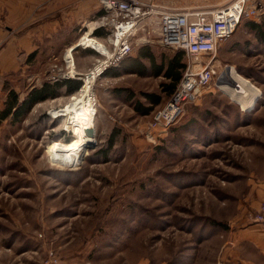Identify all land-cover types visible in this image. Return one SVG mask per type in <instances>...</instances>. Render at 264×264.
I'll list each match as a JSON object with an SVG mask.
<instances>
[{"label": "rangeland", "instance_id": "374dc122", "mask_svg": "<svg viewBox=\"0 0 264 264\" xmlns=\"http://www.w3.org/2000/svg\"><path fill=\"white\" fill-rule=\"evenodd\" d=\"M178 1L209 9L231 0ZM248 3L260 6L259 16L244 18L214 56L219 71L232 66L244 77L223 83L230 95L213 84L202 90L165 131L148 124L169 97L161 86L167 80L151 75L146 59L145 75L133 73L129 56L90 94L84 80L68 78L81 88H62L20 120H0V264H241L226 256L225 239L241 218L254 223L264 186V31L261 38L247 26L263 22L264 0ZM150 49L158 62L177 52ZM42 72L41 80L19 83L20 100L43 82L64 80H52L51 68ZM115 88L133 90L146 105L139 92L162 102L139 115ZM89 95L94 105L87 100L93 108L83 113ZM91 124L94 137L84 134ZM253 247L240 259L264 264Z\"/></svg>", "mask_w": 264, "mask_h": 264}, {"label": "built area", "instance_id": "2783aa9c", "mask_svg": "<svg viewBox=\"0 0 264 264\" xmlns=\"http://www.w3.org/2000/svg\"><path fill=\"white\" fill-rule=\"evenodd\" d=\"M105 13L94 20L92 30L79 37L74 46L65 49L64 69L53 65L50 78H76L96 73L100 77L108 68L118 65L134 50V40L147 44H157L171 51L184 53V68L174 90L164 105L152 114L148 129L165 131L180 117L189 103L196 102L202 90L212 84L216 86L220 74L214 56L220 44L236 30L244 18L259 16L260 6L249 5V0H231L222 6L209 9L186 8L183 10L163 9L143 0H99ZM103 29V39L92 35L94 29ZM99 41V43L97 42ZM74 47L90 48L97 55L96 61L85 72L73 77L71 69ZM57 70L59 73H53ZM82 82V80H81ZM154 131V132H155ZM252 221L264 230V199L252 214Z\"/></svg>", "mask_w": 264, "mask_h": 264}, {"label": "crops", "instance_id": "0c3cea01", "mask_svg": "<svg viewBox=\"0 0 264 264\" xmlns=\"http://www.w3.org/2000/svg\"><path fill=\"white\" fill-rule=\"evenodd\" d=\"M143 1L163 9H199L181 6L182 3L178 0ZM104 13L99 0H0V92L9 85L15 91L20 90L19 83L25 78L32 81L41 80L42 69L51 68L59 59L63 61L64 48L72 44L76 35L84 31L88 24L89 34L92 22ZM93 31L92 35L96 38L103 39L106 36L103 29L98 30L99 34H94ZM144 46L165 49L157 44L144 43L140 39L134 40V49L140 50ZM78 51L83 57H76L74 65L78 72H85L93 65L98 55L90 48L81 47H74L73 53H70L75 55ZM87 57L94 59L88 64V60L84 59ZM2 106L3 98L0 97V109ZM260 190L261 194L253 206V213L264 199V186ZM248 219V216L241 218L238 227L225 239V243L229 244L226 256L231 257V261L239 259L241 264H255L249 259H240L248 244L256 248L259 254L257 257L264 256V234L257 224L250 223Z\"/></svg>", "mask_w": 264, "mask_h": 264}, {"label": "trees", "instance_id": "16d2710c", "mask_svg": "<svg viewBox=\"0 0 264 264\" xmlns=\"http://www.w3.org/2000/svg\"><path fill=\"white\" fill-rule=\"evenodd\" d=\"M264 20L262 23L248 22L247 26L250 31L254 32L256 36L263 37V26ZM93 31L94 34H99L98 30ZM129 59V58H126ZM121 63H125V60ZM146 59L149 61L150 66L148 71L151 72L153 76H163L167 81L162 82V93L170 94L177 82L179 81L182 70L184 68V53L182 51H177L175 54L165 57L162 56V59L157 62L154 54L151 52L150 48L147 46L141 47L139 54L136 58L130 57V63L135 67L133 68V73L139 75H145L146 64L142 61ZM118 64V65H119ZM113 68H108L103 74L107 75L108 72L112 71ZM81 82L74 79H64L56 81L55 83L43 82L40 87H34L31 89L27 95L20 100L17 91L13 88L5 87L6 96L3 98V106L0 109V120H4L7 117H11L12 120H20L23 118L31 108L38 102L44 101L49 98H55L60 95L61 89L64 88L67 94L76 92L78 88H81ZM114 95L122 98L126 102H133V108L139 115H148L155 106L159 105L162 102V97L160 94L154 92H139V95L142 96L149 104L146 105L139 100H136V93L129 88H115L113 90ZM117 131L113 132L109 138V145L113 144V137L116 135ZM214 223L219 224V222L214 221Z\"/></svg>", "mask_w": 264, "mask_h": 264}, {"label": "bare ground", "instance_id": "6f19581e", "mask_svg": "<svg viewBox=\"0 0 264 264\" xmlns=\"http://www.w3.org/2000/svg\"><path fill=\"white\" fill-rule=\"evenodd\" d=\"M93 26V25H92ZM86 36V35H85ZM84 36V39L86 38L87 39V37H88V40H89V35H88V33H87V37H85ZM98 43H99V41H97ZM72 53V52H71ZM70 53V54H71ZM71 56H72V59H73V54H71ZM74 61V60H73ZM74 64V63H73ZM232 68H234V67H232V66H228L227 67V69L226 70H224V72H223V76H222V79L224 80V84H233L234 86H236V81H235V79H234V76L235 75H238V76H240V77H244V76H242V75H240V74H238L236 71H235V69L234 70H232ZM73 77H75L76 75V71H75V67H74V65H73V67H72V69H71V73H70ZM82 79L81 80H84L85 81V87H88V89H87V91L86 92H89V94H90V88L89 87H91V86H93L94 85V81L97 79V76H96V73L95 72H93V74H87V75H82V77H81ZM249 80V79H248ZM250 81V80H249ZM92 82V83H91ZM223 83L222 84H220V85H218V87H219V89L221 90V91H223V92H226L225 91V89H224V86L225 85H223ZM228 95H230L229 94V92L227 91L226 92ZM245 94V92H243L242 93V95H244ZM91 97V95H89V97H88V99H86V101L84 102V103H82V105H80L81 106V112H83V113H85V112H89L90 110H92V108H93V106H92V104L94 105V102H93V99L92 98H90ZM87 100H91L92 101V104H91V102L90 101H87ZM79 108V107H78ZM86 129H92L93 131H94V124H91V125H89V126H87L86 128H85V130ZM94 137V136H93ZM94 143L95 142H93V144H92V146L94 145ZM91 146V147H92Z\"/></svg>", "mask_w": 264, "mask_h": 264}, {"label": "water", "instance_id": "95a60500", "mask_svg": "<svg viewBox=\"0 0 264 264\" xmlns=\"http://www.w3.org/2000/svg\"><path fill=\"white\" fill-rule=\"evenodd\" d=\"M222 76H223V73H221L220 74V77L218 78V80H217V82H216V84L217 85H220V84H222L223 82H224V80L222 79ZM84 134L86 135V136H88V137H93L94 136V131L92 130V129H86L85 131H84ZM94 145H95V143H94ZM93 145V146H94ZM92 146V147H93ZM91 147V148H92Z\"/></svg>", "mask_w": 264, "mask_h": 264}]
</instances>
